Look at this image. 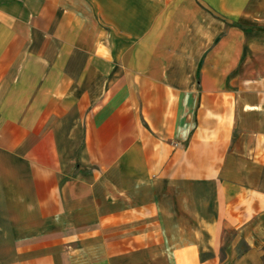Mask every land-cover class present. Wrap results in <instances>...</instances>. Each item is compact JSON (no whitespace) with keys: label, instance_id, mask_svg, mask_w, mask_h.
<instances>
[{"label":"crops","instance_id":"crops-1","mask_svg":"<svg viewBox=\"0 0 264 264\" xmlns=\"http://www.w3.org/2000/svg\"><path fill=\"white\" fill-rule=\"evenodd\" d=\"M0 264H264V0H0Z\"/></svg>","mask_w":264,"mask_h":264}]
</instances>
